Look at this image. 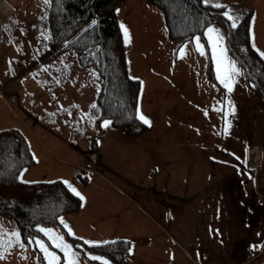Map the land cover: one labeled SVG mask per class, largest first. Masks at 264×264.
<instances>
[{"label":"rangeland","instance_id":"rangeland-1","mask_svg":"<svg viewBox=\"0 0 264 264\" xmlns=\"http://www.w3.org/2000/svg\"><path fill=\"white\" fill-rule=\"evenodd\" d=\"M6 1L0 128H18L34 158L19 178L67 181L83 197L77 211L40 228L72 245L78 264H101L90 256L107 264H264V96L248 86L228 52L223 22L214 20L203 36L172 40L155 4L117 0L108 6L124 26L129 74L141 81L137 114L150 122L131 134L97 118L91 104L99 83L70 53L55 52L38 21L44 0ZM213 3L225 4L235 23L251 10L252 42L264 53V0ZM208 28L218 30L227 59L240 71L231 93L217 79ZM250 148L258 149L255 167ZM200 188L206 192L189 197ZM35 239L64 264L49 236L24 241L16 222L0 215V264H47ZM115 239L130 244L118 261L82 245Z\"/></svg>","mask_w":264,"mask_h":264},{"label":"trees","instance_id":"trees-1","mask_svg":"<svg viewBox=\"0 0 264 264\" xmlns=\"http://www.w3.org/2000/svg\"><path fill=\"white\" fill-rule=\"evenodd\" d=\"M116 0H48L40 26L55 47L68 52L81 68L91 70L99 83L94 100L97 118H109L111 125L138 134L148 125L138 118L137 104L141 88L138 77L128 71L123 36L114 8ZM162 12L164 31L172 40H187L202 35L207 25L221 20L230 55L242 66L248 86L264 96V58L252 42L251 10L231 27L221 8L204 0H146ZM212 78L210 68L207 69ZM34 163L24 134L16 127L0 128V215L13 219L22 240L41 235L42 226L57 224L59 216L79 209L80 198L60 179L22 180L20 171ZM85 248L118 261L128 254L129 241L115 239Z\"/></svg>","mask_w":264,"mask_h":264},{"label":"snow or ice","instance_id":"snow-or-ice-1","mask_svg":"<svg viewBox=\"0 0 264 264\" xmlns=\"http://www.w3.org/2000/svg\"><path fill=\"white\" fill-rule=\"evenodd\" d=\"M44 3L47 4L48 0H44ZM205 4H208L213 7L221 8L223 5L219 3H213V0H204ZM223 15L230 21H233L231 24V27H236V24L234 22L233 16H231L228 12H224ZM123 29V25H121ZM125 34H127V30L125 29ZM205 36L210 42L212 51H213V58L216 62V70H217V79L218 81L224 86V88L227 90L228 93H231L233 91V84L235 83V77L240 74L239 69L236 67V64L233 61H230L227 59L225 55V50L221 46V42L223 40V37L220 36L218 30L214 28H208L205 32ZM195 44H196V51H200V38L196 37ZM181 52L183 53V49H181ZM202 54V53H201ZM262 58H264V53H261ZM230 106V105H229ZM93 107H95L93 105ZM138 118L143 121L145 124H149L150 122L142 115L139 114ZM109 125V121H104L103 127H107ZM68 187L69 190L77 196H80L78 192L74 188L71 187V185L68 184L67 181H64ZM80 199L83 200V197L80 196ZM63 223V221H61ZM65 227H67L65 225ZM40 232L44 233L45 235L49 236L53 241V246L56 248H59L63 254H64V264H78L79 255L77 252L73 250V246L69 245L64 242L63 237L61 236H53L52 231L50 229H44L39 228ZM69 234H71V231L69 230ZM13 236H16V233L12 234ZM29 243H32V241H29ZM36 245L41 249V251L44 253L45 260L47 261V264H59V258L48 251V249L45 247L44 243L39 240L35 239ZM85 244H88L89 246H93L94 242L90 241H84ZM107 243V242H105ZM78 247V246H77ZM92 260H99L101 261V264H107L106 261H104L101 257L98 256H90L89 257Z\"/></svg>","mask_w":264,"mask_h":264},{"label":"bare ground","instance_id":"bare-ground-1","mask_svg":"<svg viewBox=\"0 0 264 264\" xmlns=\"http://www.w3.org/2000/svg\"><path fill=\"white\" fill-rule=\"evenodd\" d=\"M10 9V4L6 0L0 1V18L6 14ZM249 157L252 166H256L258 162V149L257 148H250L249 149Z\"/></svg>","mask_w":264,"mask_h":264},{"label":"crops","instance_id":"crops-1","mask_svg":"<svg viewBox=\"0 0 264 264\" xmlns=\"http://www.w3.org/2000/svg\"><path fill=\"white\" fill-rule=\"evenodd\" d=\"M117 1V0H116ZM10 9H11V5H10ZM9 9V10H10ZM9 12V11H8ZM7 12V13H8ZM93 104V103H92ZM91 104V105H92ZM212 162H210L209 163V165L211 164ZM194 164H196L195 162H194ZM221 179H222V177H221ZM216 181V183L219 181V180H215ZM215 183V184H216ZM213 183L212 182H209L208 184H207V186L205 187L207 190H209L210 191V197H209V200H211V198L213 197V194H212V192L214 191L213 189H214V186L212 185ZM202 189L203 188H200V189H196V190H194L192 193H189L188 195H189V197H191L192 196V198H194V197H196L198 194H201L202 192H206L205 190L204 191H202ZM217 194L220 196V198H222L223 197V195H222V191H219V192H217ZM226 206L225 205H223V204H221L220 206H219V210L222 212V213H225L226 212ZM210 211L212 210L211 208L209 209ZM253 211V210H252Z\"/></svg>","mask_w":264,"mask_h":264}]
</instances>
